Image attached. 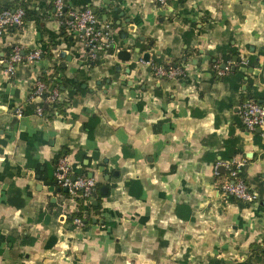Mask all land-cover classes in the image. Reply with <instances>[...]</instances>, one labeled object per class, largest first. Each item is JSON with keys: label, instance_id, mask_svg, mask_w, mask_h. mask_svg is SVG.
<instances>
[{"label": "crops", "instance_id": "1", "mask_svg": "<svg viewBox=\"0 0 264 264\" xmlns=\"http://www.w3.org/2000/svg\"><path fill=\"white\" fill-rule=\"evenodd\" d=\"M64 1L112 23L115 48L87 61L53 0H0V9L36 10L0 33V264H264V129L256 136L239 118L242 103L264 92V0H169L162 10L151 0ZM15 48L40 56L10 75ZM122 48L129 61L117 58ZM231 50L246 74L238 88L234 64L224 76L214 67ZM144 52L190 63V76L138 70ZM39 79L63 113L36 114ZM61 157L107 186L80 227L34 169L45 163L54 177ZM239 160L258 202L220 190L225 172L214 165Z\"/></svg>", "mask_w": 264, "mask_h": 264}, {"label": "built area", "instance_id": "2", "mask_svg": "<svg viewBox=\"0 0 264 264\" xmlns=\"http://www.w3.org/2000/svg\"><path fill=\"white\" fill-rule=\"evenodd\" d=\"M156 10L165 9L169 0H151ZM53 13L64 31L77 37L81 44L79 52L81 56L89 61L97 59L101 54H107L111 45L114 43L113 24L101 20L90 6L74 7L67 5L64 0H53ZM25 17V9L22 6L13 9H0V33L10 27L20 26ZM40 56V51L35 50L22 55L18 48H15L7 58L6 72L14 73L16 63L22 61L31 62ZM3 62V60H0ZM136 64L140 63L149 68L152 75L157 78L169 80L180 79L190 76V63L184 61L179 64L156 63L150 59L145 60L142 56L136 59ZM245 63V62H244ZM215 71L218 76H224L229 73L231 62L215 64ZM198 77V76H197ZM58 93L56 90L47 92L44 81L36 80L31 88L30 98L40 97L41 101L36 104L35 112L39 116H46L42 104H50L56 101ZM17 114H21L19 109ZM57 114L56 112H53ZM239 118L245 129L254 132L257 128L264 129V101L257 102L252 99L244 101L239 109ZM264 135V134H262ZM244 162L239 161H218L214 165V172L219 175V167L224 168L225 175L221 179L220 190L224 195L243 201L245 203L258 202V194L254 188L246 183L240 175ZM54 179L56 186L60 189L61 206L67 208L70 205L68 213H75L79 210L77 198L82 199L83 205H89L96 185L94 177L85 174L76 173L66 157H61L56 163L54 170ZM66 188V192L63 189ZM67 202V203H65ZM73 223L77 226H83L81 217H73ZM264 254V244H263Z\"/></svg>", "mask_w": 264, "mask_h": 264}, {"label": "trees", "instance_id": "3", "mask_svg": "<svg viewBox=\"0 0 264 264\" xmlns=\"http://www.w3.org/2000/svg\"><path fill=\"white\" fill-rule=\"evenodd\" d=\"M24 9H25V17L24 18H26V17H30V16H36L35 15V13H36V10L35 9H33V8H28V7H25V6H22ZM111 14H112V16H113V18L114 17H116L117 16V12L116 11H114V10H112L111 9V12H110ZM101 20H102V17H101V15H100V13H95ZM107 15H109V13L107 14ZM109 50H111V47H110V49ZM234 54H236V52L234 51V50H231L227 55H224L223 54V58H222V62L223 63H227V62H229V61H232V56L234 55ZM232 64H234L235 66H236V68H235V70H234V72H237L238 74H239V76H238V84H237V88L245 81V79H244V76H246V74L244 73V72H238V68H239V66L241 65V61H240V59H238L236 62H234V63H231V66H232ZM256 64V62H254V59H253V57H250L248 60H247V65H245V68L247 69V68H249L250 66H254ZM229 73H231V70L229 71ZM228 73V74H229ZM66 82H70V83H73L74 82V79H71V78H69V79H66L65 80ZM252 100H255V101H257V102H259V101H264V92H254L253 93V96H252ZM42 106L44 107L43 109H44V112L46 113V114H48L49 116H50V114L52 115V113L53 112H55V111H57V114H61V113H63L64 112V105L62 104V103H60V102H54L53 104H52V106H45V104L43 103L42 104ZM254 135H260V133H258V132H256V131H254ZM44 167V169H41V167ZM34 169H35V172L37 173V174H39L40 175V179L45 183V184H52L53 183V179H54V177H50V176H48L46 173V171H47V165L45 164V163H38V162H35L34 163ZM240 175H241V177L244 179V181L246 182V183H248V184H250L247 180H246V178L244 177V175H243V171L241 170L240 171ZM102 185V182H97L96 181V185H95V189H94V192H93V196L94 195H96V197H100V193H99V187ZM232 200H234V198H231ZM77 201H78V203H79V210L78 211H76L75 213H71L70 215H71V217L73 218V217H76V216H78V217H81L82 218V221L84 222V221H89V218H88V212L90 211V210H92V209H96V207L97 206H94L93 205V202L91 201L90 202V204L89 205H83V203H82V199L81 198H77ZM263 256H264V254H263ZM261 261L262 262H264V257H263V259H261ZM248 262L247 261H245V262H243V263H240V264H247Z\"/></svg>", "mask_w": 264, "mask_h": 264}, {"label": "water", "instance_id": "4", "mask_svg": "<svg viewBox=\"0 0 264 264\" xmlns=\"http://www.w3.org/2000/svg\"><path fill=\"white\" fill-rule=\"evenodd\" d=\"M107 3H109L108 0H107ZM92 10H93V12H96V9L93 8ZM114 10H117V7H115ZM120 14L122 15L123 13L121 12ZM117 24H119V21H117ZM111 48L114 49V48H115V45L112 44V45H111ZM60 55H61L62 57H64V56H65V53H64V52H61ZM116 55H117V58H118L119 60H121V61H129V60H130L131 53H130V51L126 50L125 48H122V49H119V50L116 52ZM142 57H143L145 60H148V59H149V52H144L143 55H142ZM67 59L70 60L71 57L67 55ZM234 59L236 60L237 57H235ZM5 65H6V63H5ZM221 66H223V64H222ZM250 71H251V69H250ZM259 102H261V101H259ZM256 132L260 133V132H261V129H260V128H257V129H256ZM100 170H102V168H100ZM88 176H89V177H93V173H91V172L88 173ZM108 178H109V176L106 175V176H105V179H108ZM53 183H54V184L56 183V179H53ZM49 189H50V191H53V190H54V187H53V186H50ZM56 190L59 191V190H60L59 187L56 188ZM106 190H107V186H106V185H102V186L99 187V192H100L101 194H104V193L106 192ZM63 191L66 192V191H67L66 188H64ZM93 205H96V202H95V201L93 202Z\"/></svg>", "mask_w": 264, "mask_h": 264}, {"label": "rangeland", "instance_id": "5", "mask_svg": "<svg viewBox=\"0 0 264 264\" xmlns=\"http://www.w3.org/2000/svg\"><path fill=\"white\" fill-rule=\"evenodd\" d=\"M75 38H76V41H77L78 48H81L82 46H81L80 42L78 41L77 37H75ZM141 65L142 64H140V63L136 64L138 70L142 68Z\"/></svg>", "mask_w": 264, "mask_h": 264}]
</instances>
